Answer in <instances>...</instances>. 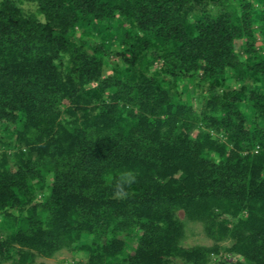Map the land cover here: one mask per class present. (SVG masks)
<instances>
[{
  "label": "trees",
  "instance_id": "1",
  "mask_svg": "<svg viewBox=\"0 0 264 264\" xmlns=\"http://www.w3.org/2000/svg\"><path fill=\"white\" fill-rule=\"evenodd\" d=\"M62 249L264 264V0H0V264Z\"/></svg>",
  "mask_w": 264,
  "mask_h": 264
},
{
  "label": "rangeland",
  "instance_id": "2",
  "mask_svg": "<svg viewBox=\"0 0 264 264\" xmlns=\"http://www.w3.org/2000/svg\"><path fill=\"white\" fill-rule=\"evenodd\" d=\"M25 7L26 10L33 9L31 6ZM180 216H182V214ZM186 228V237L183 240L184 247H190L193 245L210 246L212 244V241L204 235L201 224L187 223ZM73 262L75 264H86L84 254H76L73 249H62L55 253L51 258L37 257L33 264H71Z\"/></svg>",
  "mask_w": 264,
  "mask_h": 264
},
{
  "label": "clouds",
  "instance_id": "3",
  "mask_svg": "<svg viewBox=\"0 0 264 264\" xmlns=\"http://www.w3.org/2000/svg\"><path fill=\"white\" fill-rule=\"evenodd\" d=\"M124 180H125V182H127V183H132V182H134V180H135V176H134L131 172L126 173V175H125V177H124Z\"/></svg>",
  "mask_w": 264,
  "mask_h": 264
}]
</instances>
